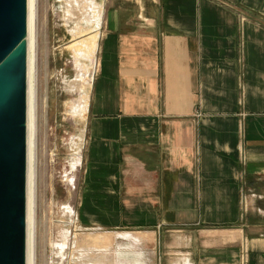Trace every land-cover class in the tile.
I'll return each mask as SVG.
<instances>
[{
  "label": "crops",
  "instance_id": "1",
  "mask_svg": "<svg viewBox=\"0 0 264 264\" xmlns=\"http://www.w3.org/2000/svg\"><path fill=\"white\" fill-rule=\"evenodd\" d=\"M85 133L83 226L264 264V0H105Z\"/></svg>",
  "mask_w": 264,
  "mask_h": 264
},
{
  "label": "rangeland",
  "instance_id": "2",
  "mask_svg": "<svg viewBox=\"0 0 264 264\" xmlns=\"http://www.w3.org/2000/svg\"><path fill=\"white\" fill-rule=\"evenodd\" d=\"M33 5V264H147L154 242L83 226L78 213L105 0H73L70 16L64 0Z\"/></svg>",
  "mask_w": 264,
  "mask_h": 264
},
{
  "label": "water",
  "instance_id": "3",
  "mask_svg": "<svg viewBox=\"0 0 264 264\" xmlns=\"http://www.w3.org/2000/svg\"><path fill=\"white\" fill-rule=\"evenodd\" d=\"M27 0H0V264H26Z\"/></svg>",
  "mask_w": 264,
  "mask_h": 264
},
{
  "label": "bare ground",
  "instance_id": "4",
  "mask_svg": "<svg viewBox=\"0 0 264 264\" xmlns=\"http://www.w3.org/2000/svg\"><path fill=\"white\" fill-rule=\"evenodd\" d=\"M72 1L64 0L67 7V16L72 14ZM79 13L81 10H78ZM35 10L33 0H27V138H26V264H33V151H34V110H33V16ZM95 40V39H94ZM35 42V40H34ZM96 42V41H95ZM33 167V168H32ZM70 208V207H69ZM71 210V209H70ZM69 211V213H71ZM75 212V211H74ZM74 215V214H73ZM66 247V246H65ZM64 247V248H65Z\"/></svg>",
  "mask_w": 264,
  "mask_h": 264
}]
</instances>
